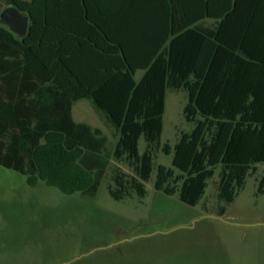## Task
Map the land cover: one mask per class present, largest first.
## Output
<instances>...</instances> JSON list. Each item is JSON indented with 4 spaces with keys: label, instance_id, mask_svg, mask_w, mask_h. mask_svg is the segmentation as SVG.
Wrapping results in <instances>:
<instances>
[{
    "label": "trees",
    "instance_id": "16d2710c",
    "mask_svg": "<svg viewBox=\"0 0 264 264\" xmlns=\"http://www.w3.org/2000/svg\"><path fill=\"white\" fill-rule=\"evenodd\" d=\"M6 1L28 26L19 38L0 24V166L28 187L93 198L110 170L109 196L141 201L155 172L156 191L194 207L217 175L215 208L204 210L223 216L264 165V23L257 35L243 24L234 37L225 25L247 11L221 12L225 20L211 30L197 4L143 0L153 7L143 16L165 24L138 42L109 25V5L121 0ZM258 16L264 20V7ZM167 92L185 93L192 126L173 147L161 144ZM80 100L112 129V144L74 121ZM158 152L172 155L170 167L155 165ZM263 194L264 176L255 196Z\"/></svg>",
    "mask_w": 264,
    "mask_h": 264
},
{
    "label": "rangeland",
    "instance_id": "374dc122",
    "mask_svg": "<svg viewBox=\"0 0 264 264\" xmlns=\"http://www.w3.org/2000/svg\"><path fill=\"white\" fill-rule=\"evenodd\" d=\"M7 4L0 0V11ZM186 101L183 92H167L161 144L173 147L192 128L183 117ZM72 116L114 142L90 101L76 102ZM144 147L140 140V153ZM171 159L158 152L155 165L170 167ZM109 173L86 198L41 182L28 187L24 176L0 166V264H264V194L255 196L263 164L223 216L204 210L215 208L217 175L201 203L190 207L156 191L155 172L141 201H115L106 190Z\"/></svg>",
    "mask_w": 264,
    "mask_h": 264
},
{
    "label": "crops",
    "instance_id": "0c3cea01",
    "mask_svg": "<svg viewBox=\"0 0 264 264\" xmlns=\"http://www.w3.org/2000/svg\"><path fill=\"white\" fill-rule=\"evenodd\" d=\"M195 4L202 9L203 27L205 29L209 27L211 30L221 21L225 20L220 15L221 12L225 10L232 11L236 8L237 10L247 11L249 17L231 16L225 20L227 30H229V34H232L233 37L237 34L235 30H238L243 24H248L257 35L260 24L264 23V20H261V22L258 16L259 6L264 7V0H187L186 2L187 8L193 7ZM147 9L152 10L153 7L148 8L146 3H143V0H121V3L114 1L108 8L109 16L111 17L109 25L113 31H120L127 38L137 40L138 42L145 40L148 35H154L159 31L158 28H161L165 24L162 18L158 19L154 16L149 18L144 17L143 15L148 11ZM209 13H218L220 17L207 15ZM132 14L134 16L131 17ZM168 25L166 23L165 26L167 27ZM140 75L138 73L136 78H139Z\"/></svg>",
    "mask_w": 264,
    "mask_h": 264
},
{
    "label": "water",
    "instance_id": "95a60500",
    "mask_svg": "<svg viewBox=\"0 0 264 264\" xmlns=\"http://www.w3.org/2000/svg\"><path fill=\"white\" fill-rule=\"evenodd\" d=\"M0 23L17 37L21 38L26 35L28 26V16L21 13L11 2L0 11Z\"/></svg>",
    "mask_w": 264,
    "mask_h": 264
}]
</instances>
